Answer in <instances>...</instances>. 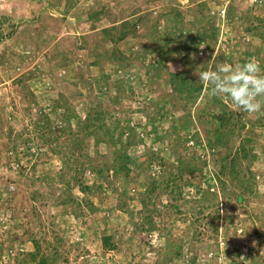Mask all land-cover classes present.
<instances>
[{
  "label": "rangeland",
  "instance_id": "374dc122",
  "mask_svg": "<svg viewBox=\"0 0 264 264\" xmlns=\"http://www.w3.org/2000/svg\"><path fill=\"white\" fill-rule=\"evenodd\" d=\"M223 3L0 0V264H264V108L197 76L264 71V3Z\"/></svg>",
  "mask_w": 264,
  "mask_h": 264
},
{
  "label": "clouds",
  "instance_id": "9594fccd",
  "mask_svg": "<svg viewBox=\"0 0 264 264\" xmlns=\"http://www.w3.org/2000/svg\"><path fill=\"white\" fill-rule=\"evenodd\" d=\"M213 65L212 55L209 67L197 74L211 95L227 97L234 107L249 114L259 113L264 108V71L258 60L223 63L215 69Z\"/></svg>",
  "mask_w": 264,
  "mask_h": 264
},
{
  "label": "trees",
  "instance_id": "16d2710c",
  "mask_svg": "<svg viewBox=\"0 0 264 264\" xmlns=\"http://www.w3.org/2000/svg\"><path fill=\"white\" fill-rule=\"evenodd\" d=\"M94 13L97 15L96 12H94ZM96 15H95V17H96ZM161 162H162V159H160L159 156L156 155L155 157H153V160H152V162H150V164L154 168H157V167L161 168V166L159 165ZM254 176H255V174H254ZM80 179H82V178H80ZM33 245H34V253H33L34 256H33V259L36 260L38 254H40V247H39V245H38V243L36 241L33 242ZM45 258L47 259V257H40L39 260L37 261V263L38 264H45L46 263V259Z\"/></svg>",
  "mask_w": 264,
  "mask_h": 264
},
{
  "label": "built area",
  "instance_id": "2783aa9c",
  "mask_svg": "<svg viewBox=\"0 0 264 264\" xmlns=\"http://www.w3.org/2000/svg\"><path fill=\"white\" fill-rule=\"evenodd\" d=\"M228 1L229 0H223L224 2L223 5L216 10V14L218 16H221V17L225 16V9H226V5ZM244 1L250 4H254V5H262L264 3V0H244Z\"/></svg>",
  "mask_w": 264,
  "mask_h": 264
}]
</instances>
